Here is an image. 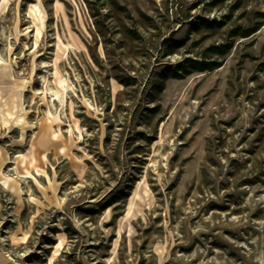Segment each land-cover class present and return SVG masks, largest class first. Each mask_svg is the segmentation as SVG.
I'll list each match as a JSON object with an SVG mask.
<instances>
[{"label": "rangeland", "instance_id": "374dc122", "mask_svg": "<svg viewBox=\"0 0 264 264\" xmlns=\"http://www.w3.org/2000/svg\"><path fill=\"white\" fill-rule=\"evenodd\" d=\"M263 13L264 0H0V254L264 264V20L231 36ZM202 18L224 26L195 30ZM223 42L218 68L167 75Z\"/></svg>", "mask_w": 264, "mask_h": 264}, {"label": "trees", "instance_id": "16d2710c", "mask_svg": "<svg viewBox=\"0 0 264 264\" xmlns=\"http://www.w3.org/2000/svg\"><path fill=\"white\" fill-rule=\"evenodd\" d=\"M261 20L254 23L247 28H237L236 30H232L231 36H241V37H249L254 34L256 31L260 29L262 26V21L264 20V13L260 14ZM224 26L223 20L216 19H206L202 18L200 21L195 23V30L201 27L205 29H218ZM233 47L232 42H223L217 44H210L203 53V58H191L185 57L173 70H170V73L167 74L171 77H182L183 75H188L193 71H210L218 68L222 65V58L225 57L231 48ZM170 69V68H169ZM181 71V72H178ZM165 75L164 77H167ZM163 77V78H164ZM118 200L114 199L112 203H116Z\"/></svg>", "mask_w": 264, "mask_h": 264}, {"label": "bare ground", "instance_id": "6f19581e", "mask_svg": "<svg viewBox=\"0 0 264 264\" xmlns=\"http://www.w3.org/2000/svg\"><path fill=\"white\" fill-rule=\"evenodd\" d=\"M2 70H3V68H2ZM2 74H3V71H2ZM9 115H10V113L3 107L2 104H0V121L2 123H8V116ZM22 119H23V117L19 113L18 115H15L13 117V122L14 123H19V122L22 121ZM131 207H132L131 204H129L128 208L126 209V211H125V213L123 215L124 218H127V217H129L131 215V212H132ZM61 243H62L61 240H59L58 243H57V246H60ZM0 258H4L3 255L0 254Z\"/></svg>", "mask_w": 264, "mask_h": 264}, {"label": "crops", "instance_id": "0c3cea01", "mask_svg": "<svg viewBox=\"0 0 264 264\" xmlns=\"http://www.w3.org/2000/svg\"><path fill=\"white\" fill-rule=\"evenodd\" d=\"M4 257V256H3ZM0 264H12L10 263L5 257L4 258H0Z\"/></svg>", "mask_w": 264, "mask_h": 264}]
</instances>
